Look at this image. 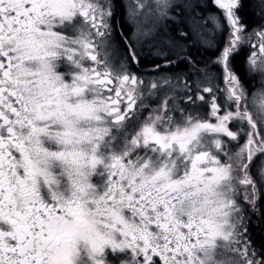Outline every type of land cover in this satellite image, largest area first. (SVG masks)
Masks as SVG:
<instances>
[{
  "label": "snow or ice",
  "instance_id": "obj_1",
  "mask_svg": "<svg viewBox=\"0 0 264 264\" xmlns=\"http://www.w3.org/2000/svg\"><path fill=\"white\" fill-rule=\"evenodd\" d=\"M0 264H264V0H0Z\"/></svg>",
  "mask_w": 264,
  "mask_h": 264
}]
</instances>
